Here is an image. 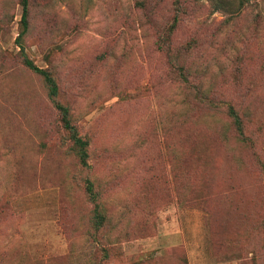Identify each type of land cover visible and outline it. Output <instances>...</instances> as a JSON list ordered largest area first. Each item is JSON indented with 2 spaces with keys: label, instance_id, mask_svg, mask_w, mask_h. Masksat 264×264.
<instances>
[{
  "label": "rangeland",
  "instance_id": "rangeland-1",
  "mask_svg": "<svg viewBox=\"0 0 264 264\" xmlns=\"http://www.w3.org/2000/svg\"><path fill=\"white\" fill-rule=\"evenodd\" d=\"M21 14L0 0V264H264L263 167L224 102H188L158 45L168 33L174 48L191 45L188 63L264 144V0L232 23L209 0H32L26 52L55 71L91 139L88 168L16 54ZM87 176L109 216L96 235Z\"/></svg>",
  "mask_w": 264,
  "mask_h": 264
},
{
  "label": "trees",
  "instance_id": "trees-1",
  "mask_svg": "<svg viewBox=\"0 0 264 264\" xmlns=\"http://www.w3.org/2000/svg\"><path fill=\"white\" fill-rule=\"evenodd\" d=\"M213 9L222 12L226 16L227 23H232L235 17H238L247 7L260 0H209ZM22 7L20 19V30L16 38V44L19 47L17 56L20 58L23 65L38 74L46 88L47 94L53 100L59 114V119L66 134L65 139L69 143L68 150L73 153L78 159L82 167H90V145L91 139L88 135L82 133L76 123L73 122L71 115V106L62 102L60 97V83L54 70L51 68L40 67L27 54L25 45V36L31 28V8L32 0H18ZM158 42L166 56L169 66V74L174 82L184 89L188 102L191 100L196 102V105L202 104L208 109L215 110L219 104H226V113L231 120V128L235 135L236 142L248 150L249 155L254 159L264 170V144L260 142L257 135H254L253 128L249 122V117L241 112L235 103L229 97H226L225 92L218 86L210 84L205 86L203 75L199 74L188 63L187 52L191 45L183 48H174L171 44L170 33L162 35ZM167 43V44H166ZM186 54V55H184ZM243 55H238L239 61L235 63V69L231 76L235 88H239L243 83V74L241 73V59ZM225 99V101H223ZM228 127L222 130L220 139L222 142L229 143V135H227ZM242 157V156H241ZM234 157L238 165L243 163L244 157ZM245 161V160H244ZM85 189L88 200L93 204L90 217V226L94 235L99 234L100 230L109 221V216L104 209L101 192L96 188V182L90 176L85 177ZM264 227V221L261 222ZM92 233V231H90ZM264 247V244H263Z\"/></svg>",
  "mask_w": 264,
  "mask_h": 264
}]
</instances>
